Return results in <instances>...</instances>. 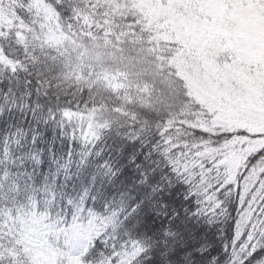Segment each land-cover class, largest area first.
Segmentation results:
<instances>
[{
    "label": "snow or ice",
    "instance_id": "1",
    "mask_svg": "<svg viewBox=\"0 0 264 264\" xmlns=\"http://www.w3.org/2000/svg\"><path fill=\"white\" fill-rule=\"evenodd\" d=\"M0 264H264V0H0Z\"/></svg>",
    "mask_w": 264,
    "mask_h": 264
}]
</instances>
